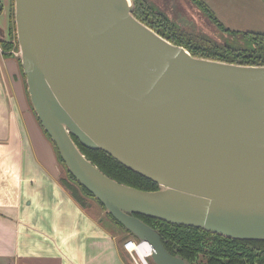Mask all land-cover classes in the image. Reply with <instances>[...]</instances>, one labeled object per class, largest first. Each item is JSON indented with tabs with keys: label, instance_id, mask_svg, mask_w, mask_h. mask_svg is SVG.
I'll use <instances>...</instances> for the list:
<instances>
[{
	"label": "water",
	"instance_id": "water-1",
	"mask_svg": "<svg viewBox=\"0 0 264 264\" xmlns=\"http://www.w3.org/2000/svg\"><path fill=\"white\" fill-rule=\"evenodd\" d=\"M133 7L14 0L15 52L39 123L71 174L150 244L154 264L188 263L139 214L264 239V64L193 55ZM73 136L159 187L109 176Z\"/></svg>",
	"mask_w": 264,
	"mask_h": 264
},
{
	"label": "crops",
	"instance_id": "crops-1",
	"mask_svg": "<svg viewBox=\"0 0 264 264\" xmlns=\"http://www.w3.org/2000/svg\"><path fill=\"white\" fill-rule=\"evenodd\" d=\"M0 1V264H128L105 213L79 204L60 182L18 55L2 49L12 0Z\"/></svg>",
	"mask_w": 264,
	"mask_h": 264
},
{
	"label": "trees",
	"instance_id": "trees-1",
	"mask_svg": "<svg viewBox=\"0 0 264 264\" xmlns=\"http://www.w3.org/2000/svg\"><path fill=\"white\" fill-rule=\"evenodd\" d=\"M132 1L134 4L133 14L138 19L173 43L185 46L193 55L243 64H264L263 31H239L223 27L225 31L230 32L232 35H240V38L236 41L220 43L206 33L179 27L162 12L156 10L148 0ZM199 2L208 10L205 4L201 1ZM209 15L213 16L211 11H209ZM11 22L14 29L11 28ZM9 35L8 39H2V49L4 52L13 54V51L17 50L18 44L15 21L14 18L12 21L11 15ZM17 58L20 62V58ZM20 68L22 70L21 63ZM44 132L54 147L59 163L67 173V178L65 177L62 180L60 178L62 185L68 189L74 199L82 206H86L85 195H87L95 198L104 208V205L67 169L54 142L45 130ZM73 137L86 156L109 176L142 189H157L159 187L157 182L127 168L105 151L87 148L81 145L75 136ZM106 213L111 218L113 225L115 227L118 226L125 232V238L132 236L138 239L129 233L109 212L106 211ZM139 216L160 232L164 245L171 253L180 255L188 264H264V239L234 238L200 227L177 224L142 214H139Z\"/></svg>",
	"mask_w": 264,
	"mask_h": 264
},
{
	"label": "rangeland",
	"instance_id": "rangeland-1",
	"mask_svg": "<svg viewBox=\"0 0 264 264\" xmlns=\"http://www.w3.org/2000/svg\"><path fill=\"white\" fill-rule=\"evenodd\" d=\"M156 9L162 12L170 21L190 31L202 32L210 35L217 42H232L239 40L240 35H232L223 27L237 29L239 31H263L264 32V0H148ZM201 1L208 8H204ZM260 6V7H259ZM11 19L13 21L14 0L10 4ZM209 11L213 16L209 15ZM216 21H215V18ZM221 22V25H220ZM11 28L14 29L11 22ZM10 35L8 36V38ZM30 102V101H29ZM61 169V180L67 178L64 167L59 163ZM60 180V182H61ZM86 205L95 207L105 213V223L108 228L125 238V232L118 226H114L111 218L99 202L85 195ZM92 208V209H93ZM125 254V258H126ZM128 264H133L128 256ZM150 264H154L150 257Z\"/></svg>",
	"mask_w": 264,
	"mask_h": 264
},
{
	"label": "built area",
	"instance_id": "built-area-1",
	"mask_svg": "<svg viewBox=\"0 0 264 264\" xmlns=\"http://www.w3.org/2000/svg\"><path fill=\"white\" fill-rule=\"evenodd\" d=\"M122 248L128 253L133 264H150L147 256L151 252L150 244L132 236L124 238Z\"/></svg>",
	"mask_w": 264,
	"mask_h": 264
}]
</instances>
